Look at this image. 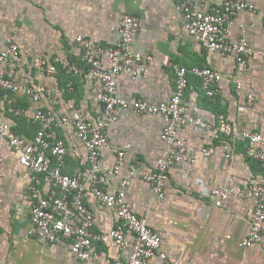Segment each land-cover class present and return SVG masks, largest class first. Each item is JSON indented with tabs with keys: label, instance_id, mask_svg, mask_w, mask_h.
<instances>
[{
	"label": "crops",
	"instance_id": "obj_1",
	"mask_svg": "<svg viewBox=\"0 0 264 264\" xmlns=\"http://www.w3.org/2000/svg\"><path fill=\"white\" fill-rule=\"evenodd\" d=\"M180 0H0V50L7 37L13 36L20 46L19 81L41 87L40 105L45 110L71 115L79 110L94 118L100 110V86L88 73L67 74L64 62L82 64L75 45L77 35L113 45L119 37L120 19L124 14L137 15L140 26L132 46L151 54L147 70L133 78L129 72L118 77L119 95L126 99L169 100L175 89L177 70L182 67L209 66L225 75L222 92L215 98L201 93L199 79L190 74L184 95L188 114L200 116L212 125L196 130L189 124L179 127V136L187 141L196 158L171 166L165 185V197L153 195L144 179L148 170L169 145L162 138L163 123L158 116L134 110H120L119 118L107 129L108 142L101 148V167L109 169L124 152V164L118 176L105 184L116 192L120 181L132 167L126 200L136 213L145 215L149 226L160 236L167 258H151L148 264H264V248L243 247L240 240L250 226L249 209L254 201L237 197L221 199L211 190L219 185L240 189L250 181L264 183V163L246 155L247 141L240 136L225 137L217 129L221 117L227 118L236 131L252 130L264 134V0H247L255 10H241L230 25L233 41L245 36L257 51L249 60L241 94L235 89L234 56L203 48L185 29L177 10ZM223 0H205L207 5ZM245 27V31L242 29ZM262 52V53H261ZM103 66L109 65L107 57ZM138 70L139 64L128 61ZM55 65V74L41 76L42 68ZM255 95L248 105L243 94ZM35 104L24 93L3 92L0 111L21 138L30 143L37 126L33 121ZM14 110H10V109ZM67 143L64 171L86 173L87 150L72 122L56 130ZM214 146L215 153L205 156L202 149ZM229 156H226V154ZM0 264H112L115 257L127 259L128 250L111 242L94 244L98 259L76 258L68 243H48L30 234L31 212L38 196L46 195L50 183L45 175L38 179L20 161L0 136ZM37 192L31 191L32 184ZM86 204L94 211V230L109 231L123 227L113 208L100 205L89 191ZM131 238V235L127 233Z\"/></svg>",
	"mask_w": 264,
	"mask_h": 264
},
{
	"label": "built area",
	"instance_id": "obj_2",
	"mask_svg": "<svg viewBox=\"0 0 264 264\" xmlns=\"http://www.w3.org/2000/svg\"><path fill=\"white\" fill-rule=\"evenodd\" d=\"M177 10L183 17L186 31L203 48L234 56L236 69L233 82L236 91L241 94L249 60L257 51L245 36L237 41L231 40L230 25L241 10L254 11L255 5L247 0H223L220 4L211 5H207L205 0H180ZM139 26L140 18L127 13L120 19V37L115 44H104L82 34L77 35L74 40L81 53L82 64L64 62L63 68L67 74L88 73L98 82L100 110L94 118L79 110L73 111L71 115H58L43 109L38 105L43 95L42 88L15 78L19 67L20 46L14 37H7L6 47L0 50V95L3 92H21L28 96L35 104L33 121L37 126L31 142L27 143L0 111V136L10 149L20 153V163L31 171L35 179L45 175L51 185L46 195L38 196L34 201L30 234L48 243L66 241L73 255L83 261L100 257V251L94 249L95 243L106 245L111 242L120 250H128L126 260L115 257L112 264H148L155 256L167 258L161 246L160 236L149 226L147 217L133 211L126 200L131 178L136 172L135 166L121 179L116 192L105 189L107 181L118 176L124 164L123 151L118 152L116 163L109 169L101 167L100 157L101 148L108 142L107 129L118 120L119 111L134 110L161 119L162 138L169 148L158 158L156 168L144 174V179L153 195L163 199L170 167L196 161L187 141L179 136L180 125L189 124L196 130H209L212 127L205 118L188 114L183 99L189 86L190 74L199 79L201 93L208 98H215L222 92L221 84L226 79L223 73L209 66H182L176 72L175 89L169 100L126 99L119 95V75L129 72L135 79L147 70L149 62L153 59L151 54L145 55L132 46ZM242 29L245 31L244 26ZM103 57L109 59V65L106 67L103 66ZM128 61L137 62L140 68L136 70ZM56 72L57 67L50 65L42 68L40 75ZM243 96L248 105H253L254 93L247 92ZM69 122L75 125L77 135L87 150L86 173L69 174L64 171L68 148L66 140L57 136L56 130ZM217 129L225 137H242L247 141L246 155L264 163L262 132H238L225 117L219 119ZM202 153L211 156L215 153V147L206 146ZM37 190L36 183H33L31 191L36 193ZM89 191L100 205L115 210L123 227H114L109 231L94 230L95 213L85 202L86 193ZM211 194L221 199L237 197L254 201L253 207L249 209V230L239 244L243 247L260 245L264 248V183L250 181L240 189L219 185L211 190Z\"/></svg>",
	"mask_w": 264,
	"mask_h": 264
}]
</instances>
